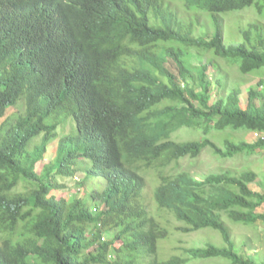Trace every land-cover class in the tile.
<instances>
[{
  "label": "trees",
  "instance_id": "1",
  "mask_svg": "<svg viewBox=\"0 0 264 264\" xmlns=\"http://www.w3.org/2000/svg\"><path fill=\"white\" fill-rule=\"evenodd\" d=\"M244 10L261 17L264 0H0V264H264L240 255L223 219L264 225L255 171H167L206 149L220 166L264 151V94L239 98L264 70V18L225 41L224 17ZM180 130L203 137L176 142ZM207 229L221 245L158 259L171 230Z\"/></svg>",
  "mask_w": 264,
  "mask_h": 264
},
{
  "label": "rangeland",
  "instance_id": "2",
  "mask_svg": "<svg viewBox=\"0 0 264 264\" xmlns=\"http://www.w3.org/2000/svg\"><path fill=\"white\" fill-rule=\"evenodd\" d=\"M249 9H247L248 11ZM246 11V10H244ZM246 11V12H247ZM255 13L253 11H249L246 14H242L239 17H233L230 20V17L224 20V26H225V32L228 34V41L225 38V41L227 44H229L232 41H239L240 42L244 39V37L238 33V28H244L246 27V24L252 23L257 17L255 18ZM180 16L182 17H187L189 15L185 14V10L183 6L181 7V12ZM258 18H264V10L262 11V16ZM257 18V19H258ZM256 19V20H257ZM238 20L240 21V25L238 23ZM260 24H263L260 22ZM253 35V34H252ZM252 37V36H251ZM194 54V63H198L200 60L202 62H206L204 58L199 57L196 55L195 52ZM260 73L257 74H252L250 76L253 77V79H248L245 83L241 84L240 89H241V94L239 96L240 101L242 104L246 103V98L248 94V89L249 88H256V89H261V91L264 94V83L261 86H258V83L260 82L261 79L264 80V70H261ZM207 75L211 80H214L215 76L213 74V71L209 69ZM243 78H249V76H242ZM241 80H234L231 83H238ZM226 86H224L225 88ZM216 85L212 84V100L217 99V90H216ZM70 131V126L66 125L64 127V133L67 134ZM199 131V130H198ZM217 133H214V136ZM216 140L221 141L223 139L224 134L223 133H218ZM235 138L238 139L236 141H246L253 143L256 139L255 134L247 133L243 130H237L236 133L234 134ZM201 137H203L202 132H194V131H186V130H180L172 135V139L176 142H185V141H192V140H198ZM211 140H213L212 134L208 136ZM214 141V140H213ZM222 145V142L221 144ZM48 161L45 160L43 163L38 164V171H40L43 167L44 164H47ZM219 163V161H218ZM231 166L234 171L237 172H242L244 170H252L255 171L258 174V178L255 183L251 184L250 187L252 188L253 191L256 192H261L263 187H260V183H264V151H262L258 157H239L233 160V164L231 163L230 160H228L225 164L219 165L217 164V160L211 155L209 149L204 150L202 155L195 160L192 159H182L178 162V164H172L167 171L170 172L171 174H177L178 172L181 171H187L197 179H201L203 176L213 173V172H218L219 167L220 168H229ZM158 185L156 177L150 176L147 181V188H146V198L147 201L151 204V207H153V210H155L156 203L154 201V192L155 189ZM75 190L71 191L70 193L75 192ZM60 195V194H59ZM62 196V195H60ZM63 196H67V194H63ZM264 212V207H261L258 210V213ZM161 216L164 217L166 220H170L171 224H175V221L171 218V216L166 213V212H161ZM225 221V224L230 230L232 240L237 247V251L242 255L244 258L250 259L254 263H259L262 262L264 263V225L258 224L255 227H246L242 225H234L232 224L229 220H227L226 217L223 218ZM174 221V222H173ZM177 226V225H176ZM106 237V235H105ZM107 239V237H106ZM206 242H213L218 245H221V239L218 237L217 234H215L214 231L212 230H200L197 232H194L191 235L188 234H181L176 231H170L169 236L158 242V259L160 261H166L172 257L178 256L181 258H185V252L184 249L187 248H198L199 246H203ZM187 264H222V261L217 260V259H200V260H195L191 259Z\"/></svg>",
  "mask_w": 264,
  "mask_h": 264
},
{
  "label": "clouds",
  "instance_id": "3",
  "mask_svg": "<svg viewBox=\"0 0 264 264\" xmlns=\"http://www.w3.org/2000/svg\"><path fill=\"white\" fill-rule=\"evenodd\" d=\"M184 159H186V158H184ZM188 159H190V158H188ZM198 159V158H197ZM192 160H195V159H192ZM196 178V177H195ZM197 179V178H196Z\"/></svg>",
  "mask_w": 264,
  "mask_h": 264
},
{
  "label": "crops",
  "instance_id": "4",
  "mask_svg": "<svg viewBox=\"0 0 264 264\" xmlns=\"http://www.w3.org/2000/svg\"><path fill=\"white\" fill-rule=\"evenodd\" d=\"M255 136H256V134H255Z\"/></svg>",
  "mask_w": 264,
  "mask_h": 264
}]
</instances>
